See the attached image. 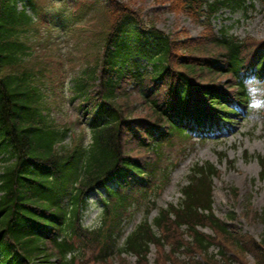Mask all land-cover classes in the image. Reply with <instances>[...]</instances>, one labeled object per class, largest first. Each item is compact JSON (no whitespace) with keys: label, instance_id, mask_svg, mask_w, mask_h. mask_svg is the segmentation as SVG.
Returning <instances> with one entry per match:
<instances>
[{"label":"trees","instance_id":"16d2710c","mask_svg":"<svg viewBox=\"0 0 264 264\" xmlns=\"http://www.w3.org/2000/svg\"><path fill=\"white\" fill-rule=\"evenodd\" d=\"M21 1L33 5L32 0H0V260L6 258L15 264H75V254L67 257L75 248L70 240L74 236L85 246L96 240L94 247L98 249L93 261L104 264L112 253L115 220L130 199L135 193L148 198L168 178L171 159L166 155L165 142L176 133L185 136L184 128L173 118L180 100L198 99L209 106L222 104L218 89H213L212 76L224 71L237 73L246 62L250 43L217 39L209 28L202 39L185 37L173 41L154 24L142 26L141 9L131 5L137 0H108L102 8V31L97 35L102 56L74 80L73 87L74 96L91 102L94 109L91 142L88 147L68 146L65 132L48 117L37 71L28 60L25 33L31 32L34 21L24 9H18ZM242 1L153 3L166 4L170 12L184 13L198 21L203 14L210 17L222 6ZM140 41L145 57H156L151 71L133 69L136 62L132 54ZM177 49L182 53H176ZM262 53L264 45L252 52L254 60H264ZM96 80L98 90L90 97L89 81ZM159 127H163L162 132H158ZM259 162L264 170V157ZM215 172L212 165H196L189 184L181 190L179 206L161 211L154 220L164 237L156 236L144 221L118 252L144 258L150 243L161 246L162 241L180 248L184 243L176 228L186 225L192 232L194 247L208 264L237 256L249 264L246 254L252 251L250 245L211 212V177ZM110 181H115L116 187L110 188ZM101 185L110 198L105 212L114 213L110 231L105 234L103 228L88 231L78 224L88 193ZM106 216L107 213L103 225ZM199 224H208L223 235L221 248L227 247L225 252L221 250L220 259L208 255L215 239L202 235L196 229ZM252 245L255 252L252 251L251 264H264V250L257 243ZM226 252L233 254L229 257Z\"/></svg>","mask_w":264,"mask_h":264},{"label":"rangeland","instance_id":"374dc122","mask_svg":"<svg viewBox=\"0 0 264 264\" xmlns=\"http://www.w3.org/2000/svg\"><path fill=\"white\" fill-rule=\"evenodd\" d=\"M105 1L39 0L42 11L36 19L38 31L34 32L30 28L31 32L25 33L30 46L28 60L42 74L41 90L49 107L50 117L58 125L71 129L70 138L76 135L84 142L89 138L84 125L86 116L79 111L77 100L71 101L70 87L74 77L84 68L93 66L101 53L96 36L102 31L100 6ZM131 5L142 10L143 21L155 24L166 34L178 33L176 38H180L185 33L192 38L202 39V26L193 23L182 13L169 12L162 6L155 5L153 0L132 1ZM48 9L51 11L47 12ZM74 11L77 18L73 19L74 26H70L71 29L67 31L60 23L67 14ZM213 25L216 31L225 27L229 35L239 38L251 37L257 42L264 40V11L258 3L246 11L225 9L213 21ZM251 42L255 43L253 39ZM176 53H182V50L177 49ZM249 86L264 89L258 82H251ZM95 88L92 87V91ZM256 98L264 102V91L258 93ZM220 132L216 138L195 137V145H188L184 155H177L176 152L172 155L179 159V165L158 197L157 206L177 204L179 189L186 183L192 164L209 161L217 166L219 173L213 179V212L220 219L232 223V231L242 235L253 250L252 244L255 241H261L264 246V181L260 178V166L254 159L255 155H264V108L242 111L233 116L227 125H223ZM245 152L251 155L250 159L244 158ZM220 153L226 155L221 161ZM234 190L237 191L236 197L232 195ZM104 194L103 190L91 194L83 214L84 226L92 228L97 224L102 209L100 200ZM156 213L157 209L153 210L151 217ZM142 215V209L133 210L130 221L125 225L124 237L142 219ZM202 230L211 232L207 228ZM122 241L123 239L121 244ZM218 250V246L210 249L217 255ZM89 253L90 251H85V255ZM166 253L167 256L164 257L160 249L151 247L147 261L138 262L135 255L127 254L109 259L104 264H182L188 257L183 248L174 254L169 251ZM194 256L199 259L197 253ZM246 259L249 264L254 262V256L250 253L246 254ZM245 263V259L238 256L236 259L219 260V264Z\"/></svg>","mask_w":264,"mask_h":264},{"label":"clouds","instance_id":"9594fccd","mask_svg":"<svg viewBox=\"0 0 264 264\" xmlns=\"http://www.w3.org/2000/svg\"><path fill=\"white\" fill-rule=\"evenodd\" d=\"M251 81L250 79H245L244 80V85L246 87V91L248 92L249 95V104H248V108L250 110L256 111L259 110L261 108H264V102L259 101L256 97L257 94L264 91V89H260V88H252L250 87ZM251 118V117H250Z\"/></svg>","mask_w":264,"mask_h":264}]
</instances>
